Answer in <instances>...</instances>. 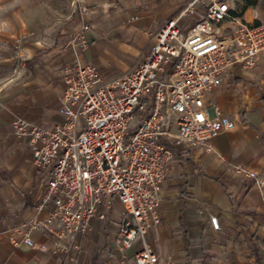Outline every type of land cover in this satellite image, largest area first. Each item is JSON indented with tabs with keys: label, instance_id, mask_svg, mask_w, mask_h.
Segmentation results:
<instances>
[{
	"label": "crops",
	"instance_id": "obj_1",
	"mask_svg": "<svg viewBox=\"0 0 264 264\" xmlns=\"http://www.w3.org/2000/svg\"><path fill=\"white\" fill-rule=\"evenodd\" d=\"M180 5L181 0H0V264L119 263L117 196L106 216L93 217L73 245L38 229L31 234L43 248L9 239L14 227L34 214L43 180L12 120L21 116L46 126L61 121L67 60L79 54L108 76H119L144 58L155 32ZM237 9L249 20L264 21V0H238ZM79 33L88 40L86 47L71 44ZM212 98L235 127L212 137L215 151L175 145L160 217L147 233L159 264H264V188L219 157L264 174V53L251 67L233 64ZM210 214L220 228L212 226ZM138 247L135 242L127 250L126 264H132Z\"/></svg>",
	"mask_w": 264,
	"mask_h": 264
},
{
	"label": "built area",
	"instance_id": "obj_2",
	"mask_svg": "<svg viewBox=\"0 0 264 264\" xmlns=\"http://www.w3.org/2000/svg\"><path fill=\"white\" fill-rule=\"evenodd\" d=\"M195 1L165 22L144 58L119 76H108L79 54L67 60L61 121L46 126L13 118L14 132L27 139L33 164L43 170L35 212L14 227L15 234L9 236L14 244L43 248L31 234L38 229L73 245L90 229L93 217L106 216L117 196L122 203L118 264H126L127 250L135 242L139 247L132 264H159L147 233L160 217L175 145L201 144L215 151L212 137L233 129L235 121L212 94L233 64L251 67L264 53V21L244 17L235 0H203V14L184 28L179 19ZM16 41L21 44L23 38ZM87 42L79 33L71 44L81 48ZM23 55L19 45L17 56ZM219 157L264 188L263 173ZM209 220L220 228L216 215L210 214Z\"/></svg>",
	"mask_w": 264,
	"mask_h": 264
},
{
	"label": "rangeland",
	"instance_id": "obj_3",
	"mask_svg": "<svg viewBox=\"0 0 264 264\" xmlns=\"http://www.w3.org/2000/svg\"><path fill=\"white\" fill-rule=\"evenodd\" d=\"M82 0H80L81 2ZM194 0H181V5H180V9L179 11L174 15L177 16L180 13H182V11L189 6V4L191 2H193ZM238 3V0H235ZM86 5H88L87 3H85ZM206 7V2H204L203 0H197L195 1V3L193 4V6L190 7V9H188L179 19V23L184 27H188L190 24H192L194 21H196L204 12ZM192 8V10H191ZM172 16V17H174ZM170 19V18H169ZM168 19V20H169ZM167 20V21H168ZM166 21V22H167ZM33 33H29L28 35H32ZM137 124V121L134 120L132 122V125L135 126Z\"/></svg>",
	"mask_w": 264,
	"mask_h": 264
}]
</instances>
